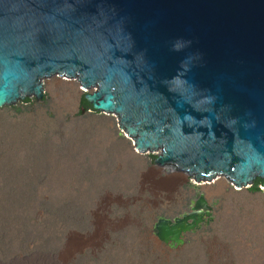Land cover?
I'll use <instances>...</instances> for the list:
<instances>
[{
	"label": "water",
	"instance_id": "95a60500",
	"mask_svg": "<svg viewBox=\"0 0 264 264\" xmlns=\"http://www.w3.org/2000/svg\"><path fill=\"white\" fill-rule=\"evenodd\" d=\"M50 83L79 84L167 177L264 191V0H0V112ZM212 205L199 194L155 237L182 246Z\"/></svg>",
	"mask_w": 264,
	"mask_h": 264
},
{
	"label": "rangeland",
	"instance_id": "374dc122",
	"mask_svg": "<svg viewBox=\"0 0 264 264\" xmlns=\"http://www.w3.org/2000/svg\"><path fill=\"white\" fill-rule=\"evenodd\" d=\"M43 88L38 107L34 101L0 112V264H240V239L250 252L259 246L252 232L236 229L255 217L264 246V191L217 181L210 189L222 185L219 192L195 191L187 178L160 171L156 157L125 150L116 121L82 114L79 84ZM52 154L62 156L56 166L50 160L35 169V157ZM199 194L214 203L212 220L182 246L159 242L156 220L187 212Z\"/></svg>",
	"mask_w": 264,
	"mask_h": 264
},
{
	"label": "bare ground",
	"instance_id": "6f19581e",
	"mask_svg": "<svg viewBox=\"0 0 264 264\" xmlns=\"http://www.w3.org/2000/svg\"><path fill=\"white\" fill-rule=\"evenodd\" d=\"M15 134H17V133H15ZM10 138H11V136H10ZM13 138H15V136L14 137H12L11 139H10V141H13ZM18 138V137H17ZM18 142V141H17ZM70 143H72L71 141H70ZM68 146V145H67ZM70 146V145H69ZM69 146H68V148H69ZM66 149L67 150V152H69V151H73V149H75V148H73V147H71V148H69V149ZM53 155V154H52ZM43 155V156H37V157H35L32 161H33V164H35V169H36V166H38L39 167V164H41V163H43V162H45V161H47L48 163L50 162V160H51V164L52 163H54V164H52V165H57L56 163H57V161L62 157V156H55V155ZM49 160V161H48ZM8 161H11V160H8ZM42 165H45V164H42ZM48 165V164H47ZM41 166V165H40ZM50 166V165H49ZM55 166H53L54 167V169H56V167ZM38 167H37V169H38ZM42 167V166H41ZM48 167V166H47ZM42 168H44V167H42ZM6 169V168H5ZM53 169V170H54ZM52 170V169H51ZM6 171V170H5ZM44 171H46V170H44ZM38 171H36V172H34V173H32V175L34 176V175H37V174H39V173H37ZM8 174V173H7ZM46 174V173H45ZM40 175V174H39ZM43 175V174H42ZM5 176V175H4ZM12 177H14L15 179H26V177H22V175H21V173L19 174V173H17V172H12V175H11ZM32 177V176H31ZM37 177V176H36ZM52 181H54V178L56 177L55 175H54V173L52 172ZM59 178V177H58ZM14 179V180H15ZM13 180V179H12ZM18 180V181H19ZM57 180V179H56ZM9 183H11V182H9ZM221 186L222 185H218V189H216V191L215 190H213V189H210V188H207V189H205L206 190V192H208V193H210V194H212V193H216V192H219V191H221ZM256 214H258V211H256ZM231 215V214H230ZM228 217V216H227ZM242 219V218H241ZM258 218L257 217H255L254 219H252V218H250L248 221H246V222H243V224H241V225H238L237 227V233L239 234V235H242V232L243 233H246V231L247 232H252V238H253V240H254V244H258V246H259V248L260 247H263L262 249L260 248H258V247H252V252H250L249 250H248V248H246V246H244L243 245V242H242V240L240 239L238 242V244L236 245V247H237V253H236V256H237V258H239V263L240 264H259L260 262H256L257 260H259V258L261 257V256H263L264 255V246H262V244H259L260 243V240H259V238H260V236H261V231H260V229H259V224H258ZM263 221V220H262ZM240 222V221H239ZM248 234V233H247ZM251 236V235H250ZM250 243V242H249ZM248 243V244H249ZM261 245V246H260ZM248 246V245H247ZM257 246V245H256ZM248 247H250V246H248ZM260 250H262L263 251V253H262V251H260ZM127 258V257H126ZM118 259V258H117ZM261 259V261H262V259H264V257H261L260 258ZM127 261V260H126ZM260 261V260H259ZM264 261V260H263ZM123 262V261H122Z\"/></svg>",
	"mask_w": 264,
	"mask_h": 264
},
{
	"label": "trees",
	"instance_id": "16d2710c",
	"mask_svg": "<svg viewBox=\"0 0 264 264\" xmlns=\"http://www.w3.org/2000/svg\"><path fill=\"white\" fill-rule=\"evenodd\" d=\"M81 108H83L85 111H88V110L93 111L92 108H91V105H89V104L85 101L84 97L81 98ZM261 184H262V181L259 180V179H257V180L254 182L253 190H254L255 192L259 191L258 186H259V185L261 186Z\"/></svg>",
	"mask_w": 264,
	"mask_h": 264
},
{
	"label": "flooded vegetation",
	"instance_id": "af4514ba",
	"mask_svg": "<svg viewBox=\"0 0 264 264\" xmlns=\"http://www.w3.org/2000/svg\"><path fill=\"white\" fill-rule=\"evenodd\" d=\"M190 187H191V186H190ZM191 188H192V187H191ZM192 189H193V188H192ZM197 197H198V195L196 196V199H197ZM196 199H195V200H196ZM208 202H209V201H208ZM209 204H210V203H209ZM212 204H213V203H212ZM210 205H211V204H210ZM212 206H213V205H212ZM189 209H190V208H189ZM189 209H188V211H189ZM179 216H180V215H179ZM208 223H209V222H208ZM204 225H207V224H206V223H202V224L200 225V228H201L202 226H204ZM200 228H199V229H200ZM199 229H198V230H199ZM191 233H192V232H191ZM187 234H189V233H187ZM187 234H186V235H187ZM184 240H185V238H184ZM163 245H164V244H163ZM165 246H166V245H165Z\"/></svg>",
	"mask_w": 264,
	"mask_h": 264
}]
</instances>
